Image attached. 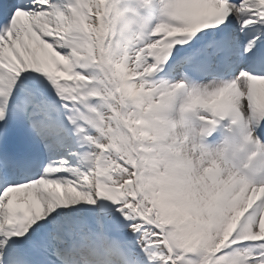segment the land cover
Listing matches in <instances>:
<instances>
[{
  "label": "snow or ice",
  "instance_id": "snow-or-ice-1",
  "mask_svg": "<svg viewBox=\"0 0 264 264\" xmlns=\"http://www.w3.org/2000/svg\"><path fill=\"white\" fill-rule=\"evenodd\" d=\"M120 4L0 0V264H264V193L146 155L178 102L264 116V0H168L131 59Z\"/></svg>",
  "mask_w": 264,
  "mask_h": 264
},
{
  "label": "clouds",
  "instance_id": "clouds-1",
  "mask_svg": "<svg viewBox=\"0 0 264 264\" xmlns=\"http://www.w3.org/2000/svg\"><path fill=\"white\" fill-rule=\"evenodd\" d=\"M136 3L137 8L121 9L122 16L111 38L115 53L128 59L137 54L149 30L155 31L163 22H155L152 15L143 13L158 3L160 17L165 16L168 0H136ZM187 103V100L178 102L174 113L168 117L166 136L152 138L146 152L148 158L176 163L178 181L204 194L227 190L241 182L256 186L254 191L264 193V153L261 151L264 140L256 135V129L264 123V116L244 114L238 109V118L221 116L212 131L205 132L199 126L198 113L190 110ZM243 123L251 128L247 140L241 131ZM221 128L223 139L219 144L212 143L209 137Z\"/></svg>",
  "mask_w": 264,
  "mask_h": 264
},
{
  "label": "bare ground",
  "instance_id": "bare-ground-1",
  "mask_svg": "<svg viewBox=\"0 0 264 264\" xmlns=\"http://www.w3.org/2000/svg\"><path fill=\"white\" fill-rule=\"evenodd\" d=\"M125 8H130V7H125ZM128 15L132 16V13L129 12ZM153 17L155 18V22L159 21V17H160V15H159V7L157 8L156 13H155V15Z\"/></svg>",
  "mask_w": 264,
  "mask_h": 264
}]
</instances>
